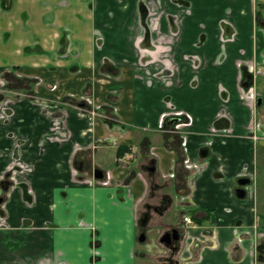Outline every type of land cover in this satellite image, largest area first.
<instances>
[{"label": "crops", "instance_id": "crops-1", "mask_svg": "<svg viewBox=\"0 0 264 264\" xmlns=\"http://www.w3.org/2000/svg\"><path fill=\"white\" fill-rule=\"evenodd\" d=\"M74 1L17 0L16 6L22 9H14L12 14L0 19V29L14 31L11 41L7 40L9 43L0 44V56L20 63L28 74L58 82L56 91L39 86L40 95L78 97L82 95V82L90 79L91 94L104 104L102 109L107 112L116 106L118 120L113 128L124 129L119 144L127 145L134 155L125 158L127 166H117L115 147L104 138L109 131L100 117L96 118L92 133L87 134L83 129L85 121L70 106L64 107L69 111L67 127L71 136L61 144L43 139L42 131L47 130L48 124L41 123L38 113L28 127V120L16 121L13 128L16 127L20 137L27 136L22 157L34 165L28 181L36 199L31 214L28 209L19 211L24 204L21 193L12 197L8 226L0 228V264L145 262L133 255L138 232L136 220L145 203L159 204L164 197L180 204V214L191 215L202 226L213 225L217 230L214 238L219 245L213 247L210 242L209 246L196 250L195 261L185 264H264L257 251L258 243L264 240V230L255 224L257 207L253 193L257 152L264 153V24L260 23L264 22L261 14L264 0L211 1L217 9H233L224 20L233 28L234 40L202 39L200 35L198 41L211 47V53L199 52L202 63L195 82H192L194 73L187 65L171 86L173 94L170 86L156 89L145 83L127 64L122 65L118 77L105 79L100 70L109 56L105 51L101 53L106 42L99 44L97 40L101 35L96 34L93 9H83L86 2L90 7L89 0ZM189 4L185 0V5ZM141 42L138 39L137 43ZM26 44L34 49L22 53ZM127 48L134 63L138 55L136 39L130 47L126 45L125 51ZM153 54H161V48L158 46ZM221 54L223 59L218 61ZM245 74L253 76L246 100L242 99ZM198 89H209L212 94L203 102V94L192 92ZM222 90L227 91L228 101L222 99ZM165 95H175L177 107L194 116L187 153L200 165L196 171L184 166L183 129L176 133L159 130V119L168 111ZM258 97L261 103L251 102ZM222 108L228 112L232 128L224 137L210 134L212 123L219 128L225 125L217 118ZM18 111L21 116L23 105ZM139 128L151 133L138 132ZM10 129L0 127V152L10 145L6 137ZM112 131L117 135V130ZM253 133L260 137L253 139ZM93 145L96 147L92 148ZM204 148L207 153L203 156ZM152 151L157 153L155 169L148 171L143 165L153 160ZM82 154L104 172H111L115 181H130V194L113 188L115 185L89 186L77 182L74 160ZM6 159V156L0 159V173L8 163ZM87 173L79 171L78 175ZM170 173L167 177L162 175ZM248 177L252 178V184L245 185L244 198H237L234 194L237 179ZM80 221L93 224L98 232L100 257L94 262L90 257L92 231ZM156 256H151L153 263Z\"/></svg>", "mask_w": 264, "mask_h": 264}, {"label": "flooded vegetation", "instance_id": "flooded-vegetation-1", "mask_svg": "<svg viewBox=\"0 0 264 264\" xmlns=\"http://www.w3.org/2000/svg\"><path fill=\"white\" fill-rule=\"evenodd\" d=\"M16 1L17 0H0V19H2L5 15H10L14 12L13 10L16 9ZM147 1L148 0H140L138 9L139 17H137L136 20L137 27H142V32L139 29L137 30L136 27L134 29L135 38L133 36L130 39L132 42L136 39V50L138 55L133 59L134 63H132V59L114 62L111 61L113 60L112 58L108 57L111 59L109 60L106 57L107 59L105 58V61L102 63L100 71L105 74V79L115 78L118 77L119 73L122 71V65L127 64L132 67L136 75L144 79L145 83L154 85L155 88L158 89L160 87H171L174 84L175 79H178L180 74L185 72L187 69V65H189V67H191V71L194 73L192 82H195L198 72L201 69L200 65L202 63V57L199 54L187 56L183 53L181 54L179 63H177L178 57H176V52L174 51L176 42L179 41V27L182 20L181 16L179 14H168L166 18V10L158 1L152 0V2L156 3L157 7H154L151 1ZM150 2L151 6H149ZM149 19H151V25ZM20 20L23 21L21 18ZM218 22H221V24L218 27L220 30L219 32L217 29V37H219L221 41L234 40L235 33L230 23L226 22L224 19H221ZM260 23L264 24L262 20ZM150 26L152 28H150ZM10 37V30H7L5 33L1 31L0 44L2 45L5 42H10ZM200 37L204 39L205 35L202 33ZM102 39V36L97 37V40H100L99 44L103 43ZM138 39H141L142 41L140 44L137 43ZM200 44L203 46L202 41H198L197 45ZM158 46L161 48V54L155 56L153 52L157 50ZM33 49L34 47H32V45L26 44L22 47L21 52L29 53ZM39 50L42 49L39 48ZM222 54L218 57V61H222ZM252 80V74H245L242 77V87L244 88L242 99L244 100L248 98L247 93L251 89ZM13 82H18V86L16 83L15 85H12ZM41 85L46 86V88L50 91H56L59 88L57 81H45L41 76L24 72L23 65L20 63L12 62V60L6 61L3 57L0 58V127H11V129L6 132V137L10 139V145L4 151L0 152V159H2L3 156H6V160H8L7 165L4 166L5 169H2L3 171L0 173V228L8 225V217L10 215L8 206L10 205L13 196L17 193H21L24 208L28 210L33 208L36 199L35 193L28 181V176L33 172L32 170L34 165L26 162L22 157V148L26 145L27 141L25 137L19 136L15 126L13 128L16 121L20 122L17 118L19 117L18 108L21 105H23L22 115L23 117H26L28 121L35 119L37 109L39 108H41L44 112H48L50 116L58 118L64 116V111L62 110H67L66 108L68 106L78 110V112L83 116H85V114H88L89 117L95 116L92 117V126L96 122V118L100 117L109 131L104 138L107 141H110L115 147V163L117 166H127L128 159L125 158H130L134 155L132 150L128 149L127 145L119 144L120 137H122V134L125 133L124 129H120V127L113 128L118 120L116 115V106H112V108H110L107 112L102 109L104 104L98 103L91 94L90 88L92 86V81L90 79H86L82 82V95L78 97H75L72 94L57 97L40 95L38 87ZM222 91V99L228 101L227 91H225L226 93L224 90ZM165 97L166 98L164 100L167 104L168 111L163 113L159 119L160 132L176 133L173 129V125L175 123H184L185 125L182 127L183 134L185 131L190 134V128L194 124V116L190 112L178 108L176 103L173 102L171 95H165ZM251 102H254V104L261 103L262 99L261 97H258L254 100L252 99ZM165 118H167V124H165ZM217 118L219 120H223L225 125L219 128L212 123V126H210V130H212L210 134H219L222 137L229 135L230 132H232V128L229 125L230 117L226 109L222 108L221 111L218 112ZM42 121L47 124L49 120L44 119ZM59 124L61 123H53V126H58ZM112 129L117 130V135H114ZM62 135L63 134H54L55 138L51 139V136L48 137L43 134V139L61 144L64 142V136ZM251 137L256 140L260 136L253 133ZM95 147V145L92 146V148ZM119 147H124L122 154L118 153ZM208 150H210V147ZM155 158H157V153L152 151L153 160L149 161V163L146 162L143 165L146 170L154 171ZM18 159L19 161H17ZM20 159L22 161H20ZM74 165L73 172L75 174L74 176H76L77 182L84 183L89 186L100 184L102 186L115 185L113 188H121L127 196L130 194V187H128L130 181H122L119 183V181H115L111 172H109V176H107L108 179L106 180H104L103 177H95L94 169L99 167L93 165L92 159L84 156V154L76 156ZM101 170L104 174V170ZM79 171H87L88 173L86 176H81L78 175ZM162 175L163 177H167L172 174ZM246 179H249V182L245 185H251L252 178L248 177ZM175 205L179 208V212L176 213V218L166 222L162 221L164 216H168L169 212L172 211ZM180 210V204L169 197H164L159 204L145 203L136 220L138 232L136 245L133 248V255L136 254L137 259H146L149 256L139 243H144L147 240V233L149 231V227L152 225H159L160 227L158 229V231H160L158 242L161 247V252H158L156 256L157 261L155 263L151 262L152 264L190 263L197 259L195 256L196 250L209 246L210 242L214 245L213 247L219 245L218 240L214 239V235H216L217 230L216 228L214 229L213 225L211 227L210 225L202 226L191 215L187 216V214H180ZM165 211H168L167 214H164ZM184 217H187L188 220L185 221ZM80 223L82 226L89 227L92 231L90 241V257L92 262H94L100 257L97 247L99 245V240L97 239L98 232L93 224L85 223L84 221H80ZM257 247L264 248V240H261ZM198 257L200 259L202 258L200 256ZM182 259L184 260L181 262ZM138 264L145 263L139 262Z\"/></svg>", "mask_w": 264, "mask_h": 264}, {"label": "rangeland", "instance_id": "rangeland-1", "mask_svg": "<svg viewBox=\"0 0 264 264\" xmlns=\"http://www.w3.org/2000/svg\"><path fill=\"white\" fill-rule=\"evenodd\" d=\"M72 1L75 2L74 0ZM148 1L152 2V0H148ZM156 1H158L160 5L166 10V15H165L166 18L168 14L170 15L179 14L181 16L182 20L179 27L180 28L179 41L176 42V45L174 47V51L176 52V57H178L177 63H179L181 59V54L183 53H185L187 56L199 54V52L200 53L202 52L204 54L205 53L210 54L211 47L202 46L201 44L197 45L198 40L200 39L199 36L203 33L207 38L210 39L217 38V29L221 24V22L219 23L218 20L220 18L223 19L228 18L229 17V15L227 14L228 11L233 10V9H217V7H214L211 4L212 0H188V2H190L189 6L185 5V0H156ZM89 2H90V7L86 2V5H83V9H93L95 15V23H96V32H97L96 34L98 35L100 34L103 38L102 39L103 42L104 41L106 42L105 43L106 45L102 46L103 50L101 51V53H104L105 51V53L110 58H112L114 62L131 60L133 57L132 54L129 52V48H127L126 51L125 49H126V45L130 47L131 41L128 42V40L131 39L135 34L134 29L137 27L136 19L137 17H139L138 9H139L140 0H89ZM151 2L149 3V6H151ZM152 4L154 5V7H157L155 2H152ZM21 7L22 6H16V9H22ZM18 12H20V10H18ZM261 14L264 17V11H262ZM89 19L90 16L88 20H86V24L87 21H89ZM149 21L151 25V19H149ZM150 28L152 27L150 26ZM138 29L142 32V27H137V30ZM0 31L5 33L7 30L1 28ZM219 31L220 30L218 29V32ZM13 34L14 32H11V36H13ZM65 37H67V33L64 31V43H65ZM15 83L18 86L19 83L18 82ZM15 83L13 82L12 85H15ZM169 90L172 92V94L174 93L173 87H169ZM192 92L198 95L203 94L202 95L203 102H205L206 98H208L209 95L212 94V92L209 91V89H205L204 91L198 89ZM172 100L173 102H177L175 101L176 100L175 95H173ZM62 111H64V116L54 118L53 116H50L48 112H44L41 108H39L37 109V113H38L37 117L40 120H44V119L49 120L47 123L49 124V126L47 130L42 131L43 134H45L48 137L51 136L52 137L51 139L55 138L54 134H63L62 136H64L65 138L64 141H66L67 139H70L71 136V132L67 127L69 111L65 109ZM205 111L207 113L208 110ZM201 113L204 112L202 111ZM76 115L80 119H83L85 121L86 124L85 127L83 128L84 131L87 132V134L92 133V128H93L92 117L95 116L89 117L88 114H85V116H83L78 112V110H76ZM17 119L22 123L24 121H27V118L23 117L22 114ZM31 121L32 119L30 121H27V127ZM57 122H60L61 124H59L58 126H53V123H57ZM41 123L45 125V122L41 121ZM81 125H83V122ZM140 131L144 132L145 134L151 133L149 131H145L139 128L138 132ZM135 133L138 134L136 130ZM184 135H185V138H183L184 146L186 148L185 153L188 155L187 142H188L189 134L187 133V131H185ZM190 160L191 162H194V159L192 160L190 158ZM17 161H19V159ZM20 161L22 160L20 159ZM256 168L257 169L255 171L257 175L255 176V186H254L255 192L253 191L256 197L255 205L257 207L255 224L260 230L263 231L264 230V153L261 150L257 152ZM198 169H200V167H198ZM106 179H108V177L105 178L104 180ZM11 206L12 203H10V205L8 206L9 210ZM19 211H27V209H25L22 204V208H20ZM32 212H33V208L30 209L31 214ZM177 212H179V208L177 207V205H175L172 211L169 212L168 216L167 215L164 216L162 221L166 222V221H170L171 219H175ZM7 226H4V228ZM159 228H160L159 225L150 226L149 231L147 233V240L144 243H139V245L142 246L143 250L147 252V254L149 255L148 256L149 258L147 257L146 259H144L145 262L143 261L145 264H152L151 263L152 261L150 260L152 258L151 256L157 254L158 252H161V247L158 242V238L160 234V231H158ZM214 239L216 240V237ZM183 260L184 259H182L181 262ZM61 263L64 264V261Z\"/></svg>", "mask_w": 264, "mask_h": 264}, {"label": "water", "instance_id": "water-1", "mask_svg": "<svg viewBox=\"0 0 264 264\" xmlns=\"http://www.w3.org/2000/svg\"><path fill=\"white\" fill-rule=\"evenodd\" d=\"M207 150L204 148L201 151V155H206ZM94 175L97 178H102L103 177V171L99 168L94 169ZM249 182V179L246 178H239L237 179V186L234 188V194L237 198H244L246 195V189H245V184ZM258 252L260 253V260H264V255L261 256L264 253V248H257Z\"/></svg>", "mask_w": 264, "mask_h": 264}, {"label": "built area", "instance_id": "built-area-1", "mask_svg": "<svg viewBox=\"0 0 264 264\" xmlns=\"http://www.w3.org/2000/svg\"><path fill=\"white\" fill-rule=\"evenodd\" d=\"M185 124L184 123H176L174 125V129H180L184 126ZM185 138V137H183ZM183 146H184V139H183ZM184 164H185V167H187L188 169H195L197 170L199 166L198 162L194 161V162H191L190 158L188 156L185 157L184 159ZM197 167V168H196ZM108 176H109V173H108ZM185 221L188 220L187 217H184Z\"/></svg>", "mask_w": 264, "mask_h": 264}, {"label": "trees", "instance_id": "trees-1", "mask_svg": "<svg viewBox=\"0 0 264 264\" xmlns=\"http://www.w3.org/2000/svg\"><path fill=\"white\" fill-rule=\"evenodd\" d=\"M118 150H119L118 153L122 154L123 153V150H124V147H119Z\"/></svg>", "mask_w": 264, "mask_h": 264}]
</instances>
